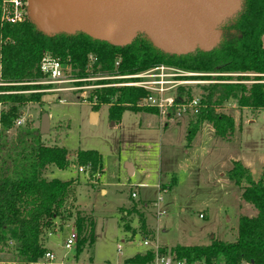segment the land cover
Here are the masks:
<instances>
[{"label":"trees","instance_id":"1","mask_svg":"<svg viewBox=\"0 0 264 264\" xmlns=\"http://www.w3.org/2000/svg\"><path fill=\"white\" fill-rule=\"evenodd\" d=\"M219 29L220 41L212 49L171 54L153 46L143 34H137L128 44L113 45L83 32L47 35L29 18L13 24L0 21V255L6 254L7 261L38 262L47 251L43 236L71 219L77 235L76 254L93 243L92 214L72 204L78 176L60 180L47 178L44 172L50 167L65 170L76 165L99 182L101 154L94 149H77L74 157L68 158L60 144V133L66 135L68 121L51 127V142L44 140L39 125L29 118L15 125L22 116L20 107L28 102L42 104L44 92H22L41 87L26 82L44 78L39 68L42 56L59 58L72 78L102 77L96 84H109L108 76L135 73L160 63L191 72L238 74V81L201 85L199 104L187 119L184 145L188 146L204 121L212 124L220 138L232 134L233 117L217 112L229 101L254 113L264 110V0H241L239 11ZM248 72L255 75L252 82L245 83L249 76L243 73ZM145 95V90L137 86L103 85L90 90L87 100L93 111L107 104L108 117L118 121L124 110L157 113L154 108L137 105ZM181 98H192L189 86L178 88L177 99ZM225 175L240 188V198L256 210L255 215L238 217L232 241L214 237L206 244L161 245L158 253L183 264H264V170L255 177L249 167L233 160ZM138 203L147 207L149 201ZM131 212L138 216L141 236L152 234L135 205L126 210V215ZM125 216L121 221L124 229H129ZM154 255L148 249L126 258L124 263H151Z\"/></svg>","mask_w":264,"mask_h":264},{"label":"rangeland","instance_id":"2","mask_svg":"<svg viewBox=\"0 0 264 264\" xmlns=\"http://www.w3.org/2000/svg\"><path fill=\"white\" fill-rule=\"evenodd\" d=\"M262 40L264 43V35ZM243 74L249 76L243 82H252L254 73ZM215 75L222 77H211ZM227 75L201 73L191 77L195 82L187 86L193 96L200 97L203 84L238 81V74ZM65 76H68L67 71ZM96 80L87 77L60 83H40V88L22 92H44L42 104L28 102L20 107L21 117L31 119L35 125H39L44 112L48 113L49 131L43 136L45 141L54 139L53 125L69 122L66 135L60 133V144L66 148L68 158H73L77 149H94L101 154L103 172L99 182L95 177H88L86 169L79 171L76 165L65 170L50 167L44 172L45 177L60 180L78 176L72 204L92 214L93 243L86 245L78 254L76 242L69 249L64 247L65 239L75 229L71 219L63 222L67 228L48 237L46 245L53 251V261L48 262L42 257L34 263L11 262L6 260V254H1L0 264H118L146 249L156 252L159 246L165 245L162 242L171 247L176 244H206L214 237L232 241L241 215L236 201L240 188L225 175L233 161L228 163L227 159L237 152L264 158V110L253 125H248L246 118H253L256 112L229 101L217 112L233 117L232 134L228 138H220L215 135L212 124L204 121L192 142L185 146L189 113L165 119L158 113L124 110L120 119L113 121L108 117V105L103 104L95 111L98 112L97 118L91 121L87 95L98 85ZM119 81L122 80H109L111 83ZM163 121L165 126L161 123ZM183 148H188V155L183 153ZM125 161L134 164L133 175L127 173L129 166H125ZM250 169L255 177L261 172ZM159 184L162 189L158 188ZM132 191L136 192L135 197H131ZM157 197L162 198V215H157L153 206ZM147 200L150 201L147 207L138 203ZM134 205L145 217L152 233L146 238L139 232L136 213L126 215V210L130 211ZM123 216L129 229L123 227ZM158 236L161 241L156 239ZM128 239L132 242L128 243ZM144 239L148 245L143 244ZM118 246L121 252L117 251Z\"/></svg>","mask_w":264,"mask_h":264},{"label":"water","instance_id":"3","mask_svg":"<svg viewBox=\"0 0 264 264\" xmlns=\"http://www.w3.org/2000/svg\"><path fill=\"white\" fill-rule=\"evenodd\" d=\"M240 6L241 0H28V17L47 35L83 32L125 45L143 34L163 52L186 54L212 49L221 38L219 26ZM96 116L91 111L90 120ZM48 131L44 112L39 132Z\"/></svg>","mask_w":264,"mask_h":264},{"label":"built area","instance_id":"4","mask_svg":"<svg viewBox=\"0 0 264 264\" xmlns=\"http://www.w3.org/2000/svg\"><path fill=\"white\" fill-rule=\"evenodd\" d=\"M28 17V0H1L0 1V21L1 23L13 24L25 20ZM39 68L44 74V78L39 81H30V84H52L60 83L72 78L65 76V67L59 60V58L51 56L50 54H44L40 60ZM216 74V73H214ZM227 75V73H219ZM201 75V73L190 72L178 67L157 64L142 71L135 73L108 76L107 78H117L122 81L109 84H98L95 87L103 85H116V86H137L145 90L146 95L137 103V105L147 106L154 108L162 118H168L175 115H184L196 111L199 104V97L192 95L190 100L184 101L183 98L177 99V93L179 87H184L192 82H195L191 77ZM95 79L102 77L91 76ZM89 77V78H91ZM66 78V79H65ZM229 82V81H222ZM28 83V82H27ZM23 118L20 117L15 121V125L21 124ZM79 171L83 170V167H78ZM159 188V187H158ZM132 197L136 196L135 192L131 193ZM161 197H157L153 206L156 207V214L162 215L164 210L160 208ZM200 216H202L200 214ZM76 232L71 231L64 242V247L69 249L76 242ZM129 242V241H128ZM144 245H148L146 239L143 240ZM118 251L120 248L118 247ZM154 258L150 264H183L182 262L175 260L170 255H161L154 252ZM44 260L51 262L55 259L52 252L46 251L43 255Z\"/></svg>","mask_w":264,"mask_h":264},{"label":"crops","instance_id":"5","mask_svg":"<svg viewBox=\"0 0 264 264\" xmlns=\"http://www.w3.org/2000/svg\"><path fill=\"white\" fill-rule=\"evenodd\" d=\"M92 111V110H91ZM91 111H90V114H91ZM263 111V110H262ZM262 111H260L259 113H257V114H255V116H253V118H246V120H245V122H246V124H248V125H253L255 122H256V120H257V118L259 117V115L261 114V112ZM97 116H98V112H97ZM97 116H96V118H97ZM162 119V118H161ZM162 123V125H164L165 126V124H166V122L165 121H163V122H161ZM234 124H235V122H234ZM242 131V127H241V129H240V132ZM184 138H185V134H184ZM182 151H183V153L184 154H189V151H188V148L186 149V148H183L182 149ZM231 160H239L241 163H243L245 166H247V167H249V168H255V170H257V172H259V171H261V170H264V158L263 157H261L260 155H258V156H256L255 154H245V153H240V152H237V154L233 157V156H229L228 157V159H227V162L228 163H230L231 162ZM126 164H128V168L129 169H127L126 171H127V173L129 174V175H133L134 174V172H135V166H134V164L131 162V161H125V166H126ZM231 164V163H230ZM230 166V165H229ZM228 168V167H227ZM222 177H224V172L222 173ZM51 178V177H50ZM173 185V184H172ZM159 186H160V184H159ZM104 191H105V189H104ZM132 192H135V191H132ZM131 192V193H132ZM136 193V192H135ZM132 197V196H131ZM148 201V200H147ZM237 208L239 209V210H241L240 212H239V214H245V215H248V216H253V215H255V213H256V210L250 205V204H248V203H246L245 201H243L241 198H240V192L238 193V198H237ZM150 202V201H149ZM240 216V215H239ZM238 216V217H239ZM70 225H72V224H70ZM68 227V225H65V224H63L61 227H57L56 228V230L55 231H53V232H47L44 236H43V238H42V242H43V246L46 248V250L47 251H50V252H52L53 253V251H52V249L49 247V246H47L46 245V243H47V240H48V237L49 236H51V234L52 233H54V232H56L57 230H61V229H63V228H67ZM157 235V234H156ZM212 237H213V235H212ZM211 237V238H212ZM156 239H158L159 241H161L160 240V238H159V236H158V238H156ZM66 240V239H65ZM128 243H131L132 241H131V239H128ZM65 242V241H64ZM163 244H165V245H167L166 243H164V242H162ZM64 244V243H63ZM119 247V246H118ZM118 247H117V251H118ZM120 248V247H119ZM147 250V249H146ZM146 250H144L143 252H141L140 254H143ZM118 252H121V249H120V251H118ZM129 258V257H128ZM126 259V258H125ZM125 259L122 261V262H120V263H118V264H125L124 263V261H125ZM11 262H13V261H11Z\"/></svg>","mask_w":264,"mask_h":264}]
</instances>
